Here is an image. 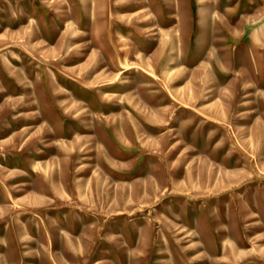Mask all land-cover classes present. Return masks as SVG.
Wrapping results in <instances>:
<instances>
[{
    "label": "rangeland",
    "instance_id": "1",
    "mask_svg": "<svg viewBox=\"0 0 264 264\" xmlns=\"http://www.w3.org/2000/svg\"><path fill=\"white\" fill-rule=\"evenodd\" d=\"M98 263L264 264V0H0V264Z\"/></svg>",
    "mask_w": 264,
    "mask_h": 264
},
{
    "label": "bare ground",
    "instance_id": "2",
    "mask_svg": "<svg viewBox=\"0 0 264 264\" xmlns=\"http://www.w3.org/2000/svg\"><path fill=\"white\" fill-rule=\"evenodd\" d=\"M140 1H141V0H140ZM140 3H141V4H140ZM141 5H142V2H137V3H134V4L132 5V7H135V8H136V7H139V6L141 7ZM124 7H125V6H124ZM124 7H123V8H124ZM151 18H152V17H151ZM171 32H172V31H171ZM178 34H179V33H178ZM67 35H68V34H67ZM166 35H167V34H166ZM181 38H182L181 36H179V35L177 36V40L181 41ZM168 41H169V40H168ZM171 41H172V40H171ZM167 67H168V65L166 66V69H168ZM150 74H153V73L151 72ZM145 75H146V74H145ZM143 77H145V76H143ZM145 78H147V77H145ZM147 80H148V79H147ZM132 95H133V94H132ZM130 96H131V95H130ZM116 97H117V96H116ZM116 97H115V98H116ZM119 99H120V97H119ZM98 264H99V263H98Z\"/></svg>",
    "mask_w": 264,
    "mask_h": 264
}]
</instances>
